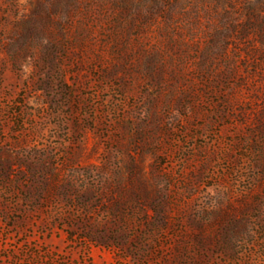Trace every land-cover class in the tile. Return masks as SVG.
Instances as JSON below:
<instances>
[{
  "label": "rangeland",
  "instance_id": "1",
  "mask_svg": "<svg viewBox=\"0 0 264 264\" xmlns=\"http://www.w3.org/2000/svg\"><path fill=\"white\" fill-rule=\"evenodd\" d=\"M0 264H264V0H0Z\"/></svg>",
  "mask_w": 264,
  "mask_h": 264
}]
</instances>
